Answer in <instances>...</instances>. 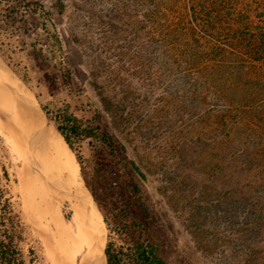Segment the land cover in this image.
Returning a JSON list of instances; mask_svg holds the SVG:
<instances>
[{"label":"trees","instance_id":"16d2710c","mask_svg":"<svg viewBox=\"0 0 264 264\" xmlns=\"http://www.w3.org/2000/svg\"><path fill=\"white\" fill-rule=\"evenodd\" d=\"M8 2L10 13L1 16L14 25L35 15L50 42L46 55L62 69L66 58L53 12L38 0ZM119 2L126 9L134 4L128 16L138 18L141 29L148 24L154 69L143 91L126 84L105 101L130 119L133 135L153 136L159 150L172 153L166 187L196 199L190 221L199 247L222 249L232 264H264V0ZM33 49V57L43 59L44 48ZM53 120L109 229L107 264H169L160 215L143 191L146 173L104 114L93 107L89 118H79L65 105ZM84 141L93 158L88 172ZM7 177L0 159V264H26L24 228Z\"/></svg>","mask_w":264,"mask_h":264},{"label":"rangeland","instance_id":"374dc122","mask_svg":"<svg viewBox=\"0 0 264 264\" xmlns=\"http://www.w3.org/2000/svg\"><path fill=\"white\" fill-rule=\"evenodd\" d=\"M38 1L53 12L66 58L62 69L56 58L46 55L50 42L38 27L36 16L29 14L22 22L16 21L13 25L11 20L1 16L10 13L8 11L10 3L8 0H0V73L4 72L5 75L11 76L30 95L35 104L38 102L44 109L46 107L49 112L45 110L51 119L49 127L44 129L45 118L39 111L42 122L27 136L25 152L33 156L30 142L39 135L43 137L45 132L52 129L53 132L60 134L53 120V113L58 109L68 105L75 116L89 118L92 108H98L114 134L127 144L129 154L146 173V178L142 180L143 191L160 215V241L168 263L235 262L233 256L226 252L223 254L220 248L205 251L199 247L195 227L190 221L192 211L190 204L196 199L193 200L187 192L180 194L166 187L168 181L166 171L171 166L172 153L169 151L164 153L166 149L159 150L156 145L159 139L153 136L146 141L144 134L143 139L142 136L139 138L133 135L134 128L128 124L130 119L126 118L125 113L116 112L115 108L109 106L110 100L105 101L106 98L118 95L126 84L137 88L138 92L143 91L145 89L143 84L152 78L154 68L152 47L149 43L151 37L148 33L149 26L147 24V27L141 29L142 23L138 18L128 16L136 9L134 4L126 9L119 0ZM61 4L62 12L59 11ZM33 46H37L38 49L44 48L43 59L33 57ZM141 55H144L145 60L141 59ZM63 72L65 76L62 75ZM25 96L23 94V97ZM117 100L119 99L111 103L112 106H115L114 103L119 105ZM4 113L0 110V118L3 117L1 120L6 124L9 114ZM27 131L28 125L23 126L20 136L23 142ZM145 135L149 137L147 131ZM11 147L8 137L0 132V159L8 173L6 187L24 228V241L21 247L26 264H48L47 247L43 245L42 234L36 228V221L32 219L33 214L29 212V207L24 205L23 196L18 190V170L15 167L21 168L22 162L17 159ZM80 152L85 170L88 172L93 167V158L87 141L82 143ZM79 168L81 174L80 163ZM81 178L84 182L83 173ZM61 204L62 216L69 221L73 214L71 204L66 199ZM209 223L212 226L209 230L216 231L215 221ZM106 234L109 236L108 228ZM110 238L121 243L115 233H111Z\"/></svg>","mask_w":264,"mask_h":264},{"label":"bare ground","instance_id":"6f19581e","mask_svg":"<svg viewBox=\"0 0 264 264\" xmlns=\"http://www.w3.org/2000/svg\"><path fill=\"white\" fill-rule=\"evenodd\" d=\"M0 110L9 114L6 124L0 118V132L8 137L22 162L21 168L15 167L18 190L42 234L47 263L106 264L105 224L83 184L77 158L63 136L53 129L31 140L33 156L25 152L26 138L40 126L42 117L30 95L4 72L0 73ZM25 125L28 131L23 142L20 136ZM64 199L73 211L69 221L61 213Z\"/></svg>","mask_w":264,"mask_h":264},{"label":"water","instance_id":"95a60500","mask_svg":"<svg viewBox=\"0 0 264 264\" xmlns=\"http://www.w3.org/2000/svg\"><path fill=\"white\" fill-rule=\"evenodd\" d=\"M35 105H36V107L38 108V110L41 111L42 114L44 115V118H45V127H44V129H47V128L49 127V125H50L51 119H50V117H49L47 111L44 109V107H43L41 104H39V103L37 102V104H35ZM83 184L85 185V187L87 188L88 192L90 193V195H91V197H92V199H93V202L95 203L97 210L101 213V215H102V219H103V222H104V224H105V246H104V256H105V260H106L105 248H106L107 238H108V236H107V234H106L107 224H106V222H105V220H104V216H103L101 210L99 209V207H98V205H97L95 199L93 198V196H92V194H91L89 188L87 187V185L85 184V182H83ZM106 264H107V260H106Z\"/></svg>","mask_w":264,"mask_h":264}]
</instances>
